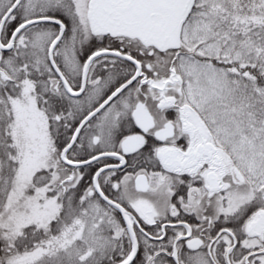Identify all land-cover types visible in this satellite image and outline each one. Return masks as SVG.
Returning <instances> with one entry per match:
<instances>
[{"label":"snow or ice","instance_id":"1","mask_svg":"<svg viewBox=\"0 0 264 264\" xmlns=\"http://www.w3.org/2000/svg\"><path fill=\"white\" fill-rule=\"evenodd\" d=\"M0 264H264V0H0Z\"/></svg>","mask_w":264,"mask_h":264}]
</instances>
